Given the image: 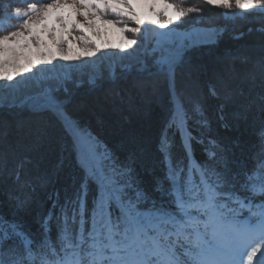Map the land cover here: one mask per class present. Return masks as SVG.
<instances>
[{"label":"snow or ice","instance_id":"1","mask_svg":"<svg viewBox=\"0 0 264 264\" xmlns=\"http://www.w3.org/2000/svg\"><path fill=\"white\" fill-rule=\"evenodd\" d=\"M22 3L23 7L16 0H0V26L12 29L0 34V80L23 78L40 65L54 67L63 62L72 68L108 49L126 53L140 44L127 33L141 34L148 25L167 30L200 12L194 7L185 9L172 0ZM206 3L223 9L234 5L241 10L264 9V0ZM109 14L125 17L127 22L108 19ZM11 20L19 23L8 24ZM106 26L120 34V43L98 39ZM167 35L159 33L161 37ZM164 49L165 45L158 41L152 53H159L158 70L174 92L179 49ZM261 67L264 69V60ZM72 78L71 71H64L52 76V82L54 87H65ZM90 82L95 83V78ZM208 95L222 98L218 118L226 120L225 109L232 90L226 85L221 90L211 83ZM180 99L165 121L160 140L170 200L151 208L141 203L149 198L148 191L134 188L135 181L130 179L127 167L117 168L107 151H100L90 134L68 117L62 102L47 95L44 104L34 105L49 110L72 133L82 176L78 187L63 199L58 194L50 197V207L36 219L35 231L21 214L32 202V183L45 184L51 174L38 175L34 181H16L17 187L8 193L12 211L0 213V264H264V185H237L232 169L223 159V149L214 141L206 145L211 157L207 164L193 163L195 137L189 130V121L207 123L204 100L197 97L186 104ZM172 128L181 139L180 158L172 155L166 134ZM258 132L264 139V124ZM4 135L0 132V137ZM19 163L22 165L23 161ZM259 167L264 172V158ZM4 170L0 158V172ZM11 174L17 175V169L13 168ZM248 180L251 181L250 174ZM256 197H260L259 212L252 210Z\"/></svg>","mask_w":264,"mask_h":264},{"label":"trees","instance_id":"2","mask_svg":"<svg viewBox=\"0 0 264 264\" xmlns=\"http://www.w3.org/2000/svg\"><path fill=\"white\" fill-rule=\"evenodd\" d=\"M23 7L22 0H16ZM181 7L198 8V14L186 17L181 27L221 26L224 31L210 44L191 47L180 56L174 69V88L158 70L155 58L146 56L145 66L136 64L129 70L118 66L114 75L102 68L95 83L71 82L55 98L62 102L66 114L79 127L89 130L106 146L117 168L125 166L138 191L147 190L149 198L141 203L146 208L167 203L170 197L165 184V158L160 140L165 132L174 103L203 98L206 124L189 121L193 163L207 164L211 159L206 145L215 142L223 149V159L232 169L237 185H264L260 160L264 158V139L258 129L264 124V11H248L233 17L226 9L209 6L206 0H172ZM235 6V5H234ZM233 6V7H234ZM117 19V15H111ZM11 29H0V34ZM131 37L141 34L127 33ZM246 60V62H245ZM216 83L232 90L225 109L227 119L218 118L222 98L208 95ZM0 158L5 170L0 172V213L12 211L8 199L16 181H34L38 175L51 174L45 184L32 183L31 204L21 215L36 230V219L50 207V197L61 199L80 183L82 168L72 133L45 108L32 106L0 107ZM172 155L183 156L181 139L175 128L166 130ZM23 161L21 165L19 162ZM224 165L221 164V167ZM17 169V175L11 170ZM238 174V175H237ZM251 175V181L248 175ZM91 199V197H89ZM256 197L254 212L260 211ZM247 215L248 213H243Z\"/></svg>","mask_w":264,"mask_h":264},{"label":"rangeland","instance_id":"3","mask_svg":"<svg viewBox=\"0 0 264 264\" xmlns=\"http://www.w3.org/2000/svg\"><path fill=\"white\" fill-rule=\"evenodd\" d=\"M41 2H49V0H41ZM248 11L263 12L264 9L256 8L253 10H241L235 6L232 9H226V13L233 17L245 16L244 14ZM109 14L108 19H114V17ZM121 22H127V18L118 16L114 19ZM16 20L8 21V24H17ZM134 26V25H132ZM1 30L11 29L10 27L0 26ZM12 30V29H11ZM224 28L221 26H190L181 27V24L175 27H170L167 30L156 29L154 26L148 25L144 27L141 36L131 37L133 39H138L140 44L134 50H127L126 53H122L118 49H108L103 52V54H98L97 57L91 58V60L85 63L78 64L70 68L63 62H58L55 66H37L33 69L31 73L24 74L23 78L17 77L14 81L9 82L6 80H0V107L3 105L8 106H34L42 105L45 103L46 96H55L61 90H66L71 82L76 85L81 84L84 80L88 82L92 81L102 74L103 69L107 68L110 70V75H114L118 66L121 69L129 70L132 66L139 64L145 66L143 62L146 56L155 58V62L159 53L153 54L152 49L157 47V42L161 41L165 45V51H173L179 49V59L182 54L194 47L201 44H210L217 40L219 35L222 34ZM168 33L166 37L159 36V33ZM211 33V36L206 34ZM190 34V35H189ZM99 40L107 41L111 44L120 43V34L111 26H106V30L101 33ZM179 61V60H178ZM64 71H71L73 73V78L69 81V84L65 87H54L52 82V76L62 73ZM91 83V82H90ZM43 109V108H39ZM87 133L96 142L100 151H107L106 146L102 144L98 138L86 130ZM77 148V147H76ZM78 151V149H77ZM109 154V152L107 151ZM79 156V152H78Z\"/></svg>","mask_w":264,"mask_h":264}]
</instances>
